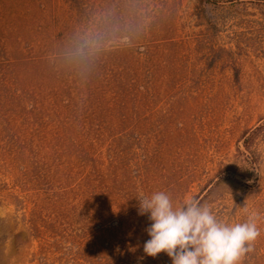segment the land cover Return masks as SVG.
I'll return each mask as SVG.
<instances>
[{
  "label": "rangeland",
  "instance_id": "rangeland-1",
  "mask_svg": "<svg viewBox=\"0 0 264 264\" xmlns=\"http://www.w3.org/2000/svg\"><path fill=\"white\" fill-rule=\"evenodd\" d=\"M75 4L60 44L27 17L22 53L0 37V264H171L142 252L141 192L264 215V0ZM85 32L100 47L73 69L63 48ZM259 226L241 264H264Z\"/></svg>",
  "mask_w": 264,
  "mask_h": 264
},
{
  "label": "clouds",
  "instance_id": "clouds-1",
  "mask_svg": "<svg viewBox=\"0 0 264 264\" xmlns=\"http://www.w3.org/2000/svg\"><path fill=\"white\" fill-rule=\"evenodd\" d=\"M100 47V38L91 32L77 36L68 44L64 58L68 64L86 67ZM136 198V197H135ZM138 215L149 221L143 242L144 256L165 253L171 264H241L260 235L264 215L245 209L240 222L221 220L207 204L188 196L173 203L169 193H140L136 198Z\"/></svg>",
  "mask_w": 264,
  "mask_h": 264
},
{
  "label": "trees",
  "instance_id": "trees-1",
  "mask_svg": "<svg viewBox=\"0 0 264 264\" xmlns=\"http://www.w3.org/2000/svg\"><path fill=\"white\" fill-rule=\"evenodd\" d=\"M67 2L71 3L66 5ZM83 12L84 8L77 6L75 0H0V37H3L5 40L9 30L16 32L15 39L12 42L14 44L12 53L19 51L22 53V50L25 48L21 45L23 43L21 41H24V39H21L23 36L22 26H24L21 20L27 17L29 22L25 25V28L31 35L36 36L42 33L40 34V38L47 37V40L51 44H60L61 42H56L58 30L68 23L65 24L66 19L68 21L71 19L77 21L75 18L77 15L75 13L81 14ZM12 15H15L14 20H11L9 24L7 23V19ZM41 27L43 29H40ZM123 33L124 30L120 29L116 32V35L119 36L121 34L122 36ZM36 41L38 42V39ZM30 43H33V45L36 44L34 42ZM64 47L63 49H66V46ZM127 47H130V45ZM122 48H126V45ZM30 59H36V57H30ZM88 66L83 68L79 67L78 70H85ZM73 69H77L76 66H73ZM141 81L142 79L139 77H126V91H130L136 96H139L142 88Z\"/></svg>",
  "mask_w": 264,
  "mask_h": 264
}]
</instances>
